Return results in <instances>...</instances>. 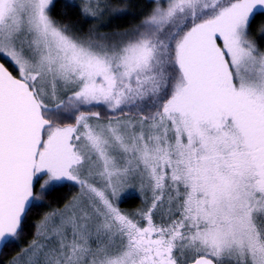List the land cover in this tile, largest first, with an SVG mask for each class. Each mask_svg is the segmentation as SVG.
Instances as JSON below:
<instances>
[{
    "label": "snow or ice",
    "instance_id": "6c2138e0",
    "mask_svg": "<svg viewBox=\"0 0 264 264\" xmlns=\"http://www.w3.org/2000/svg\"><path fill=\"white\" fill-rule=\"evenodd\" d=\"M0 264H264V0H0Z\"/></svg>",
    "mask_w": 264,
    "mask_h": 264
},
{
    "label": "trees",
    "instance_id": "16d2710c",
    "mask_svg": "<svg viewBox=\"0 0 264 264\" xmlns=\"http://www.w3.org/2000/svg\"><path fill=\"white\" fill-rule=\"evenodd\" d=\"M60 2L62 3L63 0H60ZM78 2V0H77ZM134 3H137V4H142L144 2V0H133ZM61 9L58 7L57 8V12H60ZM107 20L108 18H106V20L104 21V23L101 25V30L102 31H115L117 30V25H121L123 27H127L129 26L130 23H133V21L130 19H126V20H119V21H115V23H113L111 25V27H108L106 26L107 25ZM85 29L88 27V25H84Z\"/></svg>",
    "mask_w": 264,
    "mask_h": 264
},
{
    "label": "rangeland",
    "instance_id": "374dc122",
    "mask_svg": "<svg viewBox=\"0 0 264 264\" xmlns=\"http://www.w3.org/2000/svg\"><path fill=\"white\" fill-rule=\"evenodd\" d=\"M79 2V0H78ZM139 205V200H135L133 201V198H128L127 201L125 203L122 204V208L126 211H131L134 208L138 207Z\"/></svg>",
    "mask_w": 264,
    "mask_h": 264
}]
</instances>
